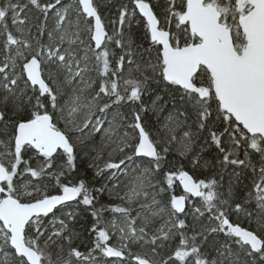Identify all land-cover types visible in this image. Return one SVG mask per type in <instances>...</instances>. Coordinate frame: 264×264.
Wrapping results in <instances>:
<instances>
[{
  "label": "snow or ice",
  "instance_id": "1",
  "mask_svg": "<svg viewBox=\"0 0 264 264\" xmlns=\"http://www.w3.org/2000/svg\"><path fill=\"white\" fill-rule=\"evenodd\" d=\"M106 7L0 0V264H264V0Z\"/></svg>",
  "mask_w": 264,
  "mask_h": 264
},
{
  "label": "trees",
  "instance_id": "2",
  "mask_svg": "<svg viewBox=\"0 0 264 264\" xmlns=\"http://www.w3.org/2000/svg\"><path fill=\"white\" fill-rule=\"evenodd\" d=\"M119 0H107V2L111 5V6H114L115 4H117ZM121 3H130L131 4V0H120ZM253 208H254V205H253ZM233 219H236V216L234 214L233 216ZM239 221L242 223V226H245V227H248V222L247 220L241 215L239 217ZM252 229H255L256 225L253 223L251 226H250ZM85 241L86 242H89V238L87 237V235H85Z\"/></svg>",
  "mask_w": 264,
  "mask_h": 264
},
{
  "label": "rangeland",
  "instance_id": "3",
  "mask_svg": "<svg viewBox=\"0 0 264 264\" xmlns=\"http://www.w3.org/2000/svg\"><path fill=\"white\" fill-rule=\"evenodd\" d=\"M121 4L120 0L117 2V4H115L114 6H111L108 2H107V7L103 10L104 11V15H105V19H115L116 18V8ZM128 4V3H127ZM129 6L131 7V4L129 3ZM109 28L111 29V25L109 26Z\"/></svg>",
  "mask_w": 264,
  "mask_h": 264
}]
</instances>
